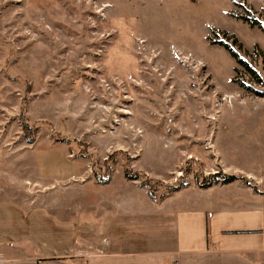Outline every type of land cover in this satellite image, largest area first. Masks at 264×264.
Wrapping results in <instances>:
<instances>
[{"label":"rangeland","instance_id":"obj_1","mask_svg":"<svg viewBox=\"0 0 264 264\" xmlns=\"http://www.w3.org/2000/svg\"><path fill=\"white\" fill-rule=\"evenodd\" d=\"M0 146V199L58 196L59 220L110 181L264 194V0H0Z\"/></svg>","mask_w":264,"mask_h":264},{"label":"crops","instance_id":"obj_2","mask_svg":"<svg viewBox=\"0 0 264 264\" xmlns=\"http://www.w3.org/2000/svg\"><path fill=\"white\" fill-rule=\"evenodd\" d=\"M37 167L53 187L72 175ZM104 186L63 220L58 196L1 198L0 264H264V194L245 183H190L153 197L133 181Z\"/></svg>","mask_w":264,"mask_h":264},{"label":"trees","instance_id":"obj_3","mask_svg":"<svg viewBox=\"0 0 264 264\" xmlns=\"http://www.w3.org/2000/svg\"><path fill=\"white\" fill-rule=\"evenodd\" d=\"M252 24V23H251ZM234 42L236 43V40H234ZM223 47L230 53V55L232 57H234L237 61V63L241 66L244 67L245 71H247L248 73H250L251 75L254 74V71L250 68V66H248V64L246 62H244L242 59H240L238 57V54L236 52H234L232 50V48L228 45V44H224ZM245 87V86H244ZM23 130L25 131L26 135H27V142L28 143H32L33 142V137L32 134L28 131H30V128L25 124L23 125ZM125 177L129 180H136L139 177V174H129L128 171H125L124 173ZM242 178L240 176H236V175H224L222 174L220 171H217L213 174H210V176L203 178L202 180L199 181V184L203 187H208L209 185H211L212 182H217V181H222L223 183H229L232 182L236 179ZM243 179V178H242ZM97 180H99V183H107L108 182V178H104V177H98ZM244 180V179H243ZM245 183L247 185L251 186L248 182L245 181ZM148 195L150 197H153V193L148 190Z\"/></svg>","mask_w":264,"mask_h":264}]
</instances>
